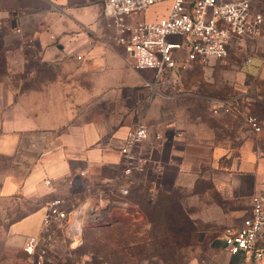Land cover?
Segmentation results:
<instances>
[{
	"label": "crops",
	"instance_id": "crops-1",
	"mask_svg": "<svg viewBox=\"0 0 264 264\" xmlns=\"http://www.w3.org/2000/svg\"><path fill=\"white\" fill-rule=\"evenodd\" d=\"M107 20L97 0H0V198L27 209L10 224L9 241L23 247L28 236L38 235L46 206L56 198L102 202L107 206L101 213L130 216L143 199L149 203L160 190L185 186L186 174L198 171L205 161L221 196L200 200L204 205L200 220L225 228L241 225L251 215L253 196L264 191V120L260 132H246L234 155L233 140L239 139L236 126H227L223 137L206 131V135L194 134L206 125L204 121L198 120L196 127L180 117L173 101L166 102L170 104L166 111L162 103L154 102L140 115L150 130V139L137 148L147 167L131 191L129 210L118 213L116 208L124 207V200L107 191L117 185L120 148L135 126L133 121L122 126L107 119L60 121L51 117L60 113V106L41 111L39 105L33 111L22 102L57 97L54 85L62 88L57 97L61 98L64 85L80 80L94 97L95 68L105 73L111 64L122 67L111 58L115 47L105 29ZM80 52L90 57L86 72L73 59ZM102 78L97 90L104 94L109 87ZM131 90L144 91L137 85ZM222 257L223 264H252L243 255L226 252Z\"/></svg>",
	"mask_w": 264,
	"mask_h": 264
},
{
	"label": "rangeland",
	"instance_id": "rangeland-1",
	"mask_svg": "<svg viewBox=\"0 0 264 264\" xmlns=\"http://www.w3.org/2000/svg\"><path fill=\"white\" fill-rule=\"evenodd\" d=\"M169 7V2L156 4L130 20L155 21ZM254 10L264 15V0H256ZM107 23L108 20L105 29L115 47L111 58L119 60L122 67L111 64L105 73L95 68L94 97L88 94L85 80H80L64 85L61 98L57 97L62 88L54 85L52 90L58 92L57 97L23 98L24 105L33 111L39 105L43 106L41 111L60 106V113L51 116L60 121L107 119L112 125L122 126L132 121L134 125H147L140 117L142 113L152 109L156 101L166 111V105H170L166 102L173 101L185 122L192 121L196 127L198 120L205 122L206 128L201 127V131L197 128L194 134L206 135V131L207 135L223 137L227 126H236L239 139L233 140L232 146L233 154H237L246 132L252 129L250 117L264 120V32L256 40L241 41L225 60L189 64L157 83L155 71L133 72L126 62L124 48L117 46V32L108 28ZM73 59L86 72L84 65L90 61L89 54L80 52ZM248 59H251L250 65L246 63ZM102 77L109 87L104 94L97 90ZM135 85L142 87V94L131 90ZM208 98L236 100L229 112L216 114ZM183 183L185 186L175 187L169 194L162 192L158 197V193L156 203L140 201L146 214L137 210L119 218L110 217L108 212L100 213V221L83 230L82 242L78 245L65 242L61 233L55 232L52 240L41 247L44 264H223L222 256L227 251H223L221 241L226 226L205 225L199 218V212L204 209L200 200L221 196L215 189L209 162L201 163L198 171L186 174ZM25 213L23 204L0 198V264H34L20 243L9 241L10 224Z\"/></svg>",
	"mask_w": 264,
	"mask_h": 264
},
{
	"label": "built area",
	"instance_id": "built-area-1",
	"mask_svg": "<svg viewBox=\"0 0 264 264\" xmlns=\"http://www.w3.org/2000/svg\"><path fill=\"white\" fill-rule=\"evenodd\" d=\"M97 1L105 8L107 27L117 32L116 43L124 48L126 62L137 72L155 71L157 83L191 63L225 60L241 41L256 40L264 32V15L254 10L256 0ZM164 2H169L170 7L160 19L130 20L133 15ZM246 63L250 65L251 59ZM235 100L208 98L216 114L229 112ZM249 123L253 131L262 130L258 118L251 116ZM149 139L150 130L143 123L133 126L125 136L120 148L118 182L107 191L124 200V207L116 208L118 213L127 212L131 206V191L147 167V160L137 148ZM46 183L50 185L49 180ZM106 206L89 199L78 203L63 198L51 200L46 206L40 233L26 238L24 252L34 264H44L41 247L52 240L55 232H60L63 240L71 245L80 244L83 230L100 221L101 209ZM222 241L229 254L243 255L252 264H264V191L253 196L251 215L241 225L224 229Z\"/></svg>",
	"mask_w": 264,
	"mask_h": 264
},
{
	"label": "trees",
	"instance_id": "trees-1",
	"mask_svg": "<svg viewBox=\"0 0 264 264\" xmlns=\"http://www.w3.org/2000/svg\"><path fill=\"white\" fill-rule=\"evenodd\" d=\"M191 64H193V63H191ZM259 120L261 121V123H263V120H261L260 118H259ZM162 192H163V193H167V194H169V191H161V190H160V191L158 192V193H159V194H158V197L161 195ZM131 193H132V192H131ZM158 197L154 198V200H153L152 202H153V203H156ZM129 198H130L129 200L131 201V199H132V198H131V194H130ZM131 203H133V202L131 201ZM142 209H143V204L140 203V207H138V212H140V213L143 212L142 214H146V213H145V210L143 209L144 211H142Z\"/></svg>",
	"mask_w": 264,
	"mask_h": 264
},
{
	"label": "water",
	"instance_id": "water-1",
	"mask_svg": "<svg viewBox=\"0 0 264 264\" xmlns=\"http://www.w3.org/2000/svg\"><path fill=\"white\" fill-rule=\"evenodd\" d=\"M104 211V210H103Z\"/></svg>",
	"mask_w": 264,
	"mask_h": 264
}]
</instances>
